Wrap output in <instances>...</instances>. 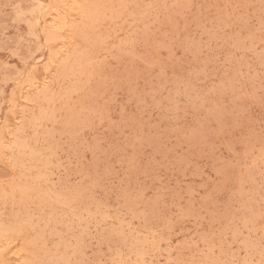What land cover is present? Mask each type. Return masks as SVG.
Here are the masks:
<instances>
[{"label": "rangeland", "instance_id": "obj_1", "mask_svg": "<svg viewBox=\"0 0 264 264\" xmlns=\"http://www.w3.org/2000/svg\"><path fill=\"white\" fill-rule=\"evenodd\" d=\"M263 12L0 0V264H264Z\"/></svg>", "mask_w": 264, "mask_h": 264}, {"label": "bare ground", "instance_id": "obj_2", "mask_svg": "<svg viewBox=\"0 0 264 264\" xmlns=\"http://www.w3.org/2000/svg\"><path fill=\"white\" fill-rule=\"evenodd\" d=\"M26 11H27V10H26ZM263 13H264V12H263ZM259 17H260V16H259ZM258 23L261 24V21H258ZM247 26H248V25H247ZM253 26H254V25H253ZM0 27H1V26H0ZM246 28H247V27H246ZM259 29H261V28H259ZM235 33H236V32H235ZM59 38H61V36H60ZM240 38H241V36H240ZM242 39H243V37H242ZM16 43H17V41H16ZM20 44H21V43H20ZM71 47H74V45L71 46ZM263 47H264V46H263ZM263 47H262V49H263ZM28 49H29V48H28ZM75 50H76V49H75ZM31 51H32V50H31ZM49 51H50V50H49ZM71 51H72V49H71ZM71 51H70V52H71ZM73 51H74V48H73ZM70 52L67 53V55L70 54V55H68L69 57H67V58H65V59H67V60H68V58L71 59L70 56H71L72 53H70ZM75 52H76V51H75ZM75 52L73 53V55L76 56L77 53L75 54ZM77 52H78V51H77ZM12 54H15V53H12ZM263 54H264V53H263ZM61 57H62V56H60V58H59V59H60V63H61V61H62V62L65 61L64 59L61 60ZM65 57H66V56H65ZM72 59H73V56H72ZM51 60H52V59H51ZM67 60H66V61H67ZM46 62H47V60H46ZM49 62H50V61H49ZM51 62H53V61H51ZM56 63H57V62H56ZM61 65H62V63H61ZM61 65H60V67H59L60 71H61V67H62ZM57 66H58V65H57ZM63 66H65V65H63ZM63 68H64V67H63ZM47 69H48V67H47ZM57 69H58V67H57ZM6 70H7V69H6ZM11 71H12V70H11ZM9 72H10V71H9ZM12 72H13V71H12ZM12 72H10V73H12ZM14 73H15V72H14ZM62 73H63V72H62ZM6 74H7V73H5V76H8L9 73H8L7 75H6ZM57 74H58V73H57ZM14 75H15V74H14ZM29 75H30V74H29ZM52 75H53V74H52ZM54 75H55V76H58V75H56L55 73H54ZM63 75H64V73L62 74V76H63ZM3 76H4V75H3ZM5 76H4V77H5ZM12 76H13V75H12ZM33 76H34V75H33ZM33 76H32L31 78L34 79ZM62 76H61V77H62ZM58 77H60V76H58ZM5 78H6V77H5ZM9 78H10V77H9ZM31 78H30V79H31ZM53 78H54V77H52V79H53ZM33 79H31V80H33ZM55 79H56V78H55ZM62 79H63V78H62ZM62 79H61V80H62ZM65 79H68V78L65 77ZM61 80H60V82H61ZM72 80H74V79H72ZM56 81H58V78H57ZM56 81H55V82H56ZM74 81H75V80H74ZM74 81H73V82H74ZM29 82H30V81H29ZM60 82H59V83H60ZM62 82H63V81H62ZM75 82H76V81H75ZM21 83H22V82H21ZM21 83H20V84H21ZM67 83H68V82H67ZM69 83H70V82H69ZM71 83H72V82H71ZM31 84H32V83H31ZM60 84H61V83H60ZM29 85H30V84H29ZM32 85H33V84H32ZM72 85H73V83H72ZM72 85H71V86H72ZM55 86H56V85H55ZM73 86H74V85H73ZM74 88H75V87H74ZM58 89H59V87H58ZM68 89H70V88L68 87ZM51 90H52V89H51ZM53 90H54V89H53ZM71 90H72V89H71ZM71 90H70V91H71ZM65 91L68 92V90H65ZM70 91H69V92H70ZM72 91H74V90H72ZM45 92H47V90H46ZM57 92H59V91H57ZM40 93H41V92H40ZM45 94H46V93H45ZM45 94L42 92V95H43V96H44ZM58 94H59V93H58ZM66 94H67V93H65V95H66ZM38 95H39V94H38ZM42 95H40L41 97L38 98V99H39L38 101H40L41 98L44 99ZM59 95H60V94H59ZM62 95H63V94H62ZM37 97H38V96H37ZM45 97H46V95H45ZM47 97H48V96H47ZM49 98H50V97H49ZM50 100H51V99H50ZM50 100H48V102H49ZM36 101H37V100H36ZM38 101H37V102H38ZM43 101H44V100H43ZM46 101H47V100L44 101L45 104H48V103H46ZM63 101H64V100H63ZM63 101H62V102H63ZM37 102H35V103H37ZM50 103H51V101H50ZM37 105H38V104H37ZM33 109H34V107L32 108V111H33ZM39 109H40V108H39ZM39 109H38V110H39ZM41 109H43V108H41ZM41 109H40V113L42 112ZM38 110H37V112H36L37 114L39 113ZM43 110H44V109H43ZM44 111H45V110H44ZM38 115L40 116L41 114H38ZM35 117H36V116H35ZM18 150H21V151H22L21 148L18 149ZM18 150H17V151H18ZM24 150H25V149H24ZM17 151H16L15 153H17ZM19 154H20V153H19ZM23 154H24V153H23ZM45 219H46V218H45Z\"/></svg>", "mask_w": 264, "mask_h": 264}]
</instances>
